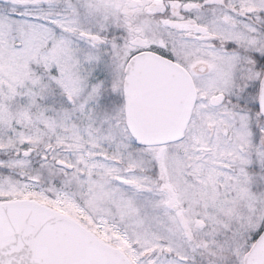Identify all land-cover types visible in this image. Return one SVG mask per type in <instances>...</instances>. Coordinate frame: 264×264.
<instances>
[{"label":"snow or ice","instance_id":"1","mask_svg":"<svg viewBox=\"0 0 264 264\" xmlns=\"http://www.w3.org/2000/svg\"><path fill=\"white\" fill-rule=\"evenodd\" d=\"M0 264H264V0H0Z\"/></svg>","mask_w":264,"mask_h":264}]
</instances>
